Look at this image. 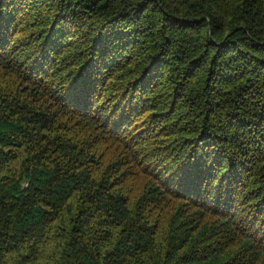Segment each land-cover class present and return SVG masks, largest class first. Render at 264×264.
I'll list each match as a JSON object with an SVG mask.
<instances>
[{"label":"trees","instance_id":"trees-1","mask_svg":"<svg viewBox=\"0 0 264 264\" xmlns=\"http://www.w3.org/2000/svg\"><path fill=\"white\" fill-rule=\"evenodd\" d=\"M258 262L264 0H0V264Z\"/></svg>","mask_w":264,"mask_h":264},{"label":"rangeland","instance_id":"rangeland-1","mask_svg":"<svg viewBox=\"0 0 264 264\" xmlns=\"http://www.w3.org/2000/svg\"><path fill=\"white\" fill-rule=\"evenodd\" d=\"M103 150H108L109 151V148H104ZM106 155V154H105ZM110 154H108V155H106L107 157L109 156ZM128 173H126L125 175H123L122 177H120V179H122L123 181H125V183L123 184L124 185V190H130L131 192H133L135 189H137V190H139L140 191V188H141V180H140V178L138 179H136V180H128V178H125L126 177V175H127ZM125 178V179H124ZM168 205V203L167 202H165L164 204H163V206H162V208H161V210L160 209H158V208H152V210L155 212L154 214H153V216H155V215H161L160 213H158L157 211H159V212H161V213H163L164 211H165V207ZM168 209V208H167ZM171 213V212H170ZM169 214V213H168ZM180 215H182V219H184V220H189L190 222H191V224H193V222L195 221V218H196V216L195 215H190V213L189 212H186L185 210H182V211H180ZM188 215H190V217H188ZM191 216H193V218H194V220H192V217ZM191 218V219H190ZM161 219H162V216H161ZM206 219V217H203L202 216V218H200V221L201 220H205ZM163 221V224L162 225H165L166 226V224H167V219L166 220H162ZM257 264H264V262H258Z\"/></svg>","mask_w":264,"mask_h":264}]
</instances>
